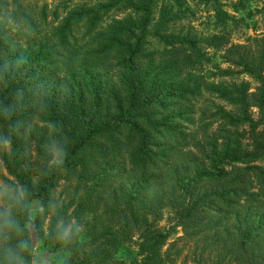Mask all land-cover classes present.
I'll list each match as a JSON object with an SVG mask.
<instances>
[{
	"label": "trees",
	"instance_id": "trees-1",
	"mask_svg": "<svg viewBox=\"0 0 264 264\" xmlns=\"http://www.w3.org/2000/svg\"><path fill=\"white\" fill-rule=\"evenodd\" d=\"M189 2L0 0V264L32 262L29 225L51 264H177V227L192 264H264V36L231 42L218 0L199 34Z\"/></svg>",
	"mask_w": 264,
	"mask_h": 264
},
{
	"label": "rangeland",
	"instance_id": "rangeland-1",
	"mask_svg": "<svg viewBox=\"0 0 264 264\" xmlns=\"http://www.w3.org/2000/svg\"><path fill=\"white\" fill-rule=\"evenodd\" d=\"M191 7L193 10H195L196 14L195 16H192L191 22L188 23V21H184L182 24L183 26H187L190 24V27H193L194 30H196L199 34H206V33H212L214 31L213 25L211 24V18L212 15L211 6L205 5L202 2H199L197 4V0H189ZM220 5L223 9L227 10L229 13L234 14L236 17H242L244 20H241L239 22L238 28H233L231 31V42L233 43H239V42H245V40L248 37H254V36H264V11H262V3L264 0H218ZM243 1V4L245 5L246 9L241 13H233L232 12V5L235 2ZM43 2H46L48 5V8L52 9L59 0H23V4L29 6L32 9V12L34 10L37 12L40 6ZM8 12L5 14V19L8 23L9 27V33L11 35H14L17 37L19 35L18 33H21L19 27L15 24L14 20L11 18V10L13 9V5H8ZM248 11L250 12V15H247ZM119 16H122L120 14ZM52 20V16L49 15L47 17V21L50 22ZM192 25V26H191ZM246 80L250 83L251 90H253L256 87V82L251 79L248 75H241L237 80ZM213 99L215 102H219L218 100L214 99L213 97L208 96L207 94H204L201 99H199L198 103L196 104V114L195 118L200 119L201 115V109L204 112L209 113L211 109L210 101ZM208 106V107H207ZM208 118H205V121H208ZM190 131V130H188ZM198 133H200L199 130H196ZM201 137L200 135L198 136ZM264 167V163H261ZM6 179H11L6 171L1 166L0 162V204H4L7 199L9 198L10 193V187L9 183ZM64 182H60L55 195L64 198L65 194H63V186ZM36 207V204H32V209ZM172 223V214L168 210H165L162 215V219L159 221L158 226L160 228H165L171 225ZM29 225V224H28ZM70 225L67 226L69 228ZM29 229L31 230V239L33 244V259L30 264H51L50 262V253L47 252V250L43 247L42 242L37 239L32 231V228L29 225ZM67 232V229H66ZM133 239H136V236L133 237ZM175 242L174 247H170V251H174L175 248L179 249L180 255L176 259L177 264L184 263V260L187 262V264H192L189 262V252L193 248V244L191 241H187L183 237V232L181 230V227L176 228V232L167 240L166 245L163 247V249L169 248L171 246V243Z\"/></svg>",
	"mask_w": 264,
	"mask_h": 264
}]
</instances>
